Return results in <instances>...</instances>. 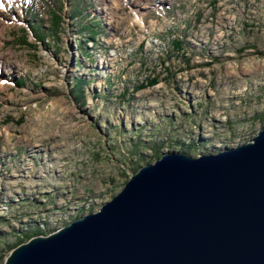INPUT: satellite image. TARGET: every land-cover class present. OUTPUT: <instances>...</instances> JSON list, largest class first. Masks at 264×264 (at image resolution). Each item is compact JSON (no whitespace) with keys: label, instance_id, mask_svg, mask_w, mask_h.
<instances>
[{"label":"rangeland","instance_id":"374dc122","mask_svg":"<svg viewBox=\"0 0 264 264\" xmlns=\"http://www.w3.org/2000/svg\"><path fill=\"white\" fill-rule=\"evenodd\" d=\"M31 1L0 0V264L156 160L134 144L197 156L264 126V0H35L42 22Z\"/></svg>","mask_w":264,"mask_h":264},{"label":"water","instance_id":"95a60500","mask_svg":"<svg viewBox=\"0 0 264 264\" xmlns=\"http://www.w3.org/2000/svg\"><path fill=\"white\" fill-rule=\"evenodd\" d=\"M140 165L96 211L2 264H264V126L243 143Z\"/></svg>","mask_w":264,"mask_h":264},{"label":"trees","instance_id":"16d2710c","mask_svg":"<svg viewBox=\"0 0 264 264\" xmlns=\"http://www.w3.org/2000/svg\"><path fill=\"white\" fill-rule=\"evenodd\" d=\"M37 6L35 5V0H32L30 3H27L26 6L24 7L25 9V12L26 14L28 15L29 19L30 20H34L36 21L37 19L42 22V19L39 17L38 13H37ZM58 13H60L59 11H57ZM56 13L55 11H52L51 10V19H52V24L51 25H48L50 28H53V26H55L59 20L61 19L60 17V14ZM75 13L79 14V15H83V10L81 9H78V10H75ZM35 22H31L29 23V27L30 29L36 33L37 35V38H42L44 36V33L42 32V28L40 27L41 25L39 24H34ZM95 24V28H90L89 26L87 25H83V28H87L88 29V37L89 39H93L94 40V36L95 34L98 33V24L97 23H94ZM177 45V43H175ZM81 83H83L82 80L80 79H77L75 80L74 84H73V92L74 91H80V85ZM145 147H148V148H151L153 149L154 151V155H156V159L160 156V154L158 153L159 151V147L160 145L159 144H156V145H143V146H139L137 143L136 145L134 144L131 152L133 154L137 153L138 152V149L140 148H145ZM187 148H184L182 151L183 152H186L188 154L189 150L191 147H194V144L193 143H190L188 146H186ZM139 167V166H138ZM137 170V168H135L133 171L135 172ZM38 234H46L45 231H42L40 229H33L32 231L28 232V233H24L20 236V238L17 240V242L12 246L15 247L16 245L20 244L21 242L27 240L28 238H30L31 236H34V235H38Z\"/></svg>","mask_w":264,"mask_h":264},{"label":"bare ground","instance_id":"6f19581e","mask_svg":"<svg viewBox=\"0 0 264 264\" xmlns=\"http://www.w3.org/2000/svg\"><path fill=\"white\" fill-rule=\"evenodd\" d=\"M3 8V5H0V10ZM50 233V232H49ZM47 234V233H46Z\"/></svg>","mask_w":264,"mask_h":264}]
</instances>
